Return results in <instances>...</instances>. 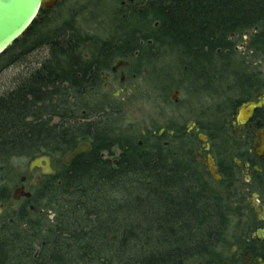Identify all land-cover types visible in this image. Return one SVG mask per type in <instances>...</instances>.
Listing matches in <instances>:
<instances>
[{"label":"trees","instance_id":"obj_1","mask_svg":"<svg viewBox=\"0 0 264 264\" xmlns=\"http://www.w3.org/2000/svg\"><path fill=\"white\" fill-rule=\"evenodd\" d=\"M118 15L109 39L87 36L74 20L47 35L49 61L0 98V162L59 163L26 205L0 216V264L213 261L228 223L210 218L202 200L197 138L178 130L140 147L102 121L107 106L94 97L117 59L141 55L148 64L175 57L204 92L238 78L230 37L259 28L250 49L264 51V0H135ZM82 144L91 150L60 161ZM116 148V160L103 158Z\"/></svg>","mask_w":264,"mask_h":264},{"label":"rangeland","instance_id":"obj_2","mask_svg":"<svg viewBox=\"0 0 264 264\" xmlns=\"http://www.w3.org/2000/svg\"><path fill=\"white\" fill-rule=\"evenodd\" d=\"M123 1L127 0H60L49 13L41 12L30 32L0 57V98L17 89L49 61L50 50L45 45V37L68 21L74 20L75 26L92 38L113 37V26L125 18L118 15ZM259 31L256 28L242 36L230 37L235 44V69L239 74L236 79L256 77L259 71L264 72V51L256 52L248 48L251 37L258 35ZM138 55L136 53L135 58ZM120 62H129V66L121 67L116 75L111 71L105 73L104 88L96 91L94 101L107 106L102 121L140 147L149 146L158 138L165 141L173 138L178 130L191 136L193 129H199V134L204 136V131L210 126L220 124L219 116L226 109L228 99L234 97L233 89L231 93V87L227 88L234 86V79H226L223 85L215 83L209 92H204L202 85L198 89L193 81L188 82L184 70L173 56L152 57L150 64L142 62V55L138 62L128 57L117 59L111 70ZM122 76L125 77L123 81ZM119 155L120 151L116 148L112 156L108 153L102 156L114 161ZM65 157L59 158L63 164ZM32 161L28 157H15L0 162V188L7 190L2 194L11 199L16 185L25 176L29 178V183L34 182L37 172L29 176ZM28 187L31 190V186ZM26 203L22 200L13 210ZM21 228H26V225Z\"/></svg>","mask_w":264,"mask_h":264},{"label":"flooded vegetation","instance_id":"obj_3","mask_svg":"<svg viewBox=\"0 0 264 264\" xmlns=\"http://www.w3.org/2000/svg\"><path fill=\"white\" fill-rule=\"evenodd\" d=\"M134 2L127 0L122 5ZM251 42L252 37L249 49ZM125 63L123 67L129 66V62ZM113 69L111 73L116 75L119 69L115 73ZM258 73L256 77L234 79V86L227 87H231L230 92L233 89L234 97L228 99L219 125L210 126L204 136L199 129H193L191 134L197 138L194 156L204 177L202 200L210 218L228 223L215 249L208 253L213 259L209 264H264V72ZM51 160L56 172L59 163ZM36 172L33 183L23 177L14 193L24 189L33 195L45 178L56 175H44L41 170L31 172L29 165V176ZM2 192L7 190L0 188V198L5 199L7 195ZM22 200L29 199L15 201L14 194L8 202L0 199V216Z\"/></svg>","mask_w":264,"mask_h":264},{"label":"water","instance_id":"obj_4","mask_svg":"<svg viewBox=\"0 0 264 264\" xmlns=\"http://www.w3.org/2000/svg\"><path fill=\"white\" fill-rule=\"evenodd\" d=\"M60 0H0V56L21 40L30 32L37 21L42 10H52ZM126 66L125 62H120L113 69L117 72L121 67ZM178 92L175 93V97ZM174 97V98H175ZM204 139V137H202ZM89 144L80 145L73 153L68 154L64 162L69 165L72 160L81 154L90 151ZM41 170L44 175H55L52 168V160L48 156L35 159L30 164V171ZM22 197L31 199L32 194L18 189L14 193V200L18 201ZM12 203L9 204L11 206Z\"/></svg>","mask_w":264,"mask_h":264}]
</instances>
